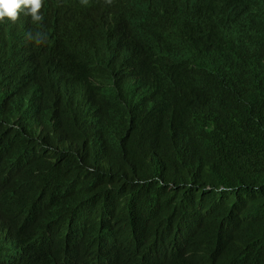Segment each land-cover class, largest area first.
I'll list each match as a JSON object with an SVG mask.
<instances>
[{
	"label": "trees",
	"instance_id": "16d2710c",
	"mask_svg": "<svg viewBox=\"0 0 264 264\" xmlns=\"http://www.w3.org/2000/svg\"><path fill=\"white\" fill-rule=\"evenodd\" d=\"M109 6L130 24L128 35L111 36L113 47L120 38L129 64L150 69L161 0ZM79 8V0H45L41 22L21 39H0V62L12 65L9 76L0 70V211L14 234L0 217V239L12 247L3 259L264 264V65L241 63L219 74L193 55V66L161 70L167 99L158 85L114 109L99 102L109 110L93 114L91 92L101 89L92 85L83 99L89 113L79 111L73 121L68 110L53 114L49 90L28 59H57V17ZM244 11L220 17L218 28L227 31Z\"/></svg>",
	"mask_w": 264,
	"mask_h": 264
},
{
	"label": "clouds",
	"instance_id": "9594fccd",
	"mask_svg": "<svg viewBox=\"0 0 264 264\" xmlns=\"http://www.w3.org/2000/svg\"><path fill=\"white\" fill-rule=\"evenodd\" d=\"M44 1L0 0V39L10 34L20 39L22 34L26 35L33 22H41L40 8ZM101 1L103 5L94 0H79V10L57 17L56 24L61 29L58 41L61 54L57 59L49 61L34 54L31 55L33 61L28 59L30 66V63L37 64L31 69L38 83L47 86L54 115L68 110L69 118L78 122L79 111L89 113L83 99L92 85L101 89L92 91V98H89L93 114L109 110V106L99 105V102L108 103L114 109L123 97L136 100L141 95H150L158 85H163L167 99V78L160 76L161 70L171 69L177 63L193 66V55L204 56L209 67L219 74L241 63L264 65V0H231L227 7L214 4L212 0H161L160 21L151 50L155 63L146 70L129 64L128 52L122 47L120 38L119 47H113L111 36L118 30L122 33H117V38L128 35L130 24L109 6L116 0ZM242 6L245 11L227 31L223 26L218 28L220 17L235 16L234 11ZM82 24L94 28L96 34L86 35ZM40 36L37 32L36 38ZM96 59L98 62L90 61ZM55 67L61 69L60 74ZM11 68L10 62H0L5 76H9ZM112 69L120 76L109 78L106 72L111 73ZM22 75V79L31 80L24 72ZM101 81L107 84L101 85ZM66 85L70 86V92ZM0 217L12 233L1 211ZM11 249L6 239H0V264H8L3 255Z\"/></svg>",
	"mask_w": 264,
	"mask_h": 264
},
{
	"label": "bare ground",
	"instance_id": "6f19581e",
	"mask_svg": "<svg viewBox=\"0 0 264 264\" xmlns=\"http://www.w3.org/2000/svg\"><path fill=\"white\" fill-rule=\"evenodd\" d=\"M26 43V42H25ZM25 43H24V45H25ZM26 46V45H25Z\"/></svg>",
	"mask_w": 264,
	"mask_h": 264
},
{
	"label": "water",
	"instance_id": "95a60500",
	"mask_svg": "<svg viewBox=\"0 0 264 264\" xmlns=\"http://www.w3.org/2000/svg\"><path fill=\"white\" fill-rule=\"evenodd\" d=\"M262 60V59H261Z\"/></svg>",
	"mask_w": 264,
	"mask_h": 264
}]
</instances>
